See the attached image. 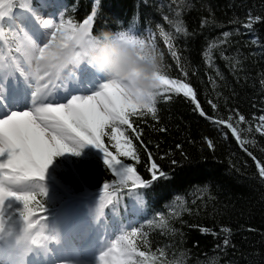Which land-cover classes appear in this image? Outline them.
<instances>
[{"label": "trees", "instance_id": "obj_1", "mask_svg": "<svg viewBox=\"0 0 264 264\" xmlns=\"http://www.w3.org/2000/svg\"><path fill=\"white\" fill-rule=\"evenodd\" d=\"M47 2L51 7L44 12H62L73 22H82L95 8L94 33L132 29L155 46L163 74L188 83L196 94L193 101L161 91L156 118H131L139 139L124 128L137 159L117 158L132 164L145 181L151 180L153 162L158 176L159 171L168 176L135 190L144 197L138 211L131 185L120 187L99 150L86 145L49 165L46 199L37 198L47 215L66 212L70 218L77 209L75 231L94 234L105 247L136 229L138 250L154 256L153 264H264V177L257 166V161L264 165V0ZM31 4L39 7L40 0ZM220 120L231 123L239 139ZM104 143L116 155L115 142L106 136ZM105 184L112 203L97 220ZM33 207L42 220L45 214Z\"/></svg>", "mask_w": 264, "mask_h": 264}, {"label": "snow or ice", "instance_id": "obj_2", "mask_svg": "<svg viewBox=\"0 0 264 264\" xmlns=\"http://www.w3.org/2000/svg\"><path fill=\"white\" fill-rule=\"evenodd\" d=\"M15 7L16 0H0V264H31L29 256L39 255L38 249L47 251L59 237L58 220L49 217L48 208L37 199H46V171L55 157L68 152L79 154L86 145L94 146L103 163L119 178V186L131 185L134 211L139 210L144 199L135 190L168 176L163 171L158 176V165L153 162L151 180L145 181L132 164L117 158L122 155L137 159L135 146L124 128L136 132L132 117L150 114L156 118L157 96L148 100L123 81L99 79L93 67L83 61L86 38L94 34L96 9L82 22L64 20L61 12L57 22V17L51 15L43 18L44 10L51 7L47 0H40L39 7H34L31 0H21L19 8L27 13L24 16H16ZM119 32L124 38L149 44L132 29ZM161 34L171 48L169 37ZM85 63L87 71L78 72L76 65ZM33 65L34 71H29ZM158 79V95L161 91L182 93L196 101L188 83L170 79L162 71ZM196 107L200 108L199 103ZM201 115H205L202 110ZM260 120L264 124V116ZM227 127L239 139L236 128L231 123ZM106 136L115 142L116 155L105 145ZM139 136L136 132L137 139ZM257 166L264 177V165L257 161ZM108 187L105 184V194L99 195L97 220L104 217L105 207L112 203ZM34 205L45 214L42 220L36 219ZM6 209L12 211L8 220L11 227L4 219ZM137 231L133 229L113 240L101 251L98 264H153L154 256L138 250L133 239ZM13 236L14 243H4Z\"/></svg>", "mask_w": 264, "mask_h": 264}, {"label": "clouds", "instance_id": "obj_3", "mask_svg": "<svg viewBox=\"0 0 264 264\" xmlns=\"http://www.w3.org/2000/svg\"><path fill=\"white\" fill-rule=\"evenodd\" d=\"M83 61L105 78L125 82L145 99L151 100L160 92L159 53L149 44L122 37L119 31L101 29L86 38Z\"/></svg>", "mask_w": 264, "mask_h": 264}, {"label": "rangeland", "instance_id": "obj_4", "mask_svg": "<svg viewBox=\"0 0 264 264\" xmlns=\"http://www.w3.org/2000/svg\"><path fill=\"white\" fill-rule=\"evenodd\" d=\"M16 13V11L14 10V14ZM26 15L24 13L23 10H17L16 16H24ZM49 15L53 16V17H57V22L59 20V15L55 14V13H51V11L47 10L45 12H43V18H51L49 17ZM63 18V17H62ZM87 64H82L80 66V68L77 69L78 72L80 73H84L87 71ZM29 71H34V65L32 67V69H29ZM99 79H104V76L97 73ZM122 156V155H121ZM9 214L10 211H8L6 209V215L4 217L6 225H8L9 227H11L12 225L8 224V220H9ZM68 213H60L58 214V218L55 216V219L58 220V228L61 229L62 226V222L64 220V218H68V216L66 215ZM66 215V216H65ZM49 222L51 223V220H49ZM19 226H17L16 228L18 229ZM71 226L68 225V228L64 231V233L66 235L62 236L59 235L58 240L54 241L53 244H51L47 251L49 250H53L54 248H64V251L67 252V250L69 248H73V245L75 247H84V249H82V252H73L74 254L68 252L66 255H61L64 254L65 252L62 253H58L60 254L59 257H56L55 255H51L49 256L46 252V257L44 258V253L41 255V250L42 249H38L37 251L39 252V255H36L35 253L32 256V261H34V263H38V262H45L44 264H98V257L101 253V251H104L107 249L108 246H110L109 244L105 247V245L102 243V241L96 239L95 235L91 234L89 236H86L85 238L83 237V239L81 241L75 240V234L73 233V231L70 229ZM69 235L71 237H69ZM80 236V235H77ZM73 237V238H72ZM74 239V240H73ZM15 241V236H13L12 238H8L4 243L5 244H12ZM73 250V249H72ZM45 251V250H43ZM52 253V252H51ZM40 264V263H39Z\"/></svg>", "mask_w": 264, "mask_h": 264}, {"label": "bare ground", "instance_id": "obj_5", "mask_svg": "<svg viewBox=\"0 0 264 264\" xmlns=\"http://www.w3.org/2000/svg\"><path fill=\"white\" fill-rule=\"evenodd\" d=\"M51 245V244H50ZM50 245H48V247L50 246ZM82 247L80 246V247H75L74 245H73V250L71 249V248H69L68 250H67V252L66 251H64V248H62V249H60V248H54L53 250H49V251H43V250H41V255L44 253V258L46 257V252H47V254L49 255V256H51V255H55L56 257H59V255L60 254H58V253H62V252H65L64 254H61V255H66L68 252H70V253H72V254H74L73 252H82V249H84V247L81 249ZM52 252V253H51ZM28 259L31 261V264H44V263H46L47 261H45V262H38V263H34V261H32V256H29L28 257Z\"/></svg>", "mask_w": 264, "mask_h": 264}]
</instances>
